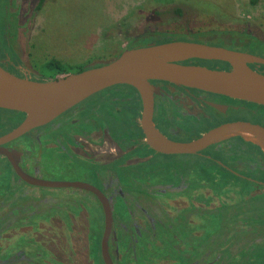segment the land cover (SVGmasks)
I'll return each instance as SVG.
<instances>
[{
  "label": "flooded vegetation",
  "instance_id": "flooded-vegetation-1",
  "mask_svg": "<svg viewBox=\"0 0 264 264\" xmlns=\"http://www.w3.org/2000/svg\"><path fill=\"white\" fill-rule=\"evenodd\" d=\"M37 1L0 0L16 33L29 28ZM117 31L128 36L123 51L151 44L140 38L146 31ZM16 54L18 60L3 61V67L37 80L39 72ZM199 62L184 64L205 65ZM152 82L161 91L154 99V123L173 141H192L235 121L264 126L260 110L241 115L236 99ZM1 110L7 113L0 136L25 118ZM141 112L139 93L117 85L0 146L19 153L14 159L0 153V264H107L104 247L112 264H264V206L256 210L249 203L264 197L257 145L224 140L198 154L160 153L146 142ZM14 162L31 177L85 183L100 195L32 185ZM210 192L217 198H203Z\"/></svg>",
  "mask_w": 264,
  "mask_h": 264
},
{
  "label": "water",
  "instance_id": "water-1",
  "mask_svg": "<svg viewBox=\"0 0 264 264\" xmlns=\"http://www.w3.org/2000/svg\"><path fill=\"white\" fill-rule=\"evenodd\" d=\"M194 60L228 63L231 70L215 69L206 65L184 64ZM257 66V69L251 66ZM264 57L194 41L151 43L128 48L121 55L103 65L89 67L81 72L57 76L51 80H33L17 76L0 64V109L25 115L11 132L0 136V146L26 132L45 125L87 100L91 96L117 85L134 88L142 100L141 127L146 142L155 151L165 154H198L230 137L249 133L260 140L254 143L264 151V126L248 121H235L219 125L197 139L178 142L168 139L154 123L156 94L160 88L152 81H165L224 95L236 100L264 106ZM224 110L222 105H213ZM251 142V141H249ZM0 153L11 159L19 153L0 147ZM17 174L26 182L42 187H77L99 192L81 182L46 181L26 174L15 162ZM100 195V194H99ZM110 223V213L107 212ZM104 256L107 264L106 247Z\"/></svg>",
  "mask_w": 264,
  "mask_h": 264
},
{
  "label": "rangeland",
  "instance_id": "rangeland-1",
  "mask_svg": "<svg viewBox=\"0 0 264 264\" xmlns=\"http://www.w3.org/2000/svg\"><path fill=\"white\" fill-rule=\"evenodd\" d=\"M30 1L24 0L25 3ZM172 4L188 12L179 19L169 13L156 21L151 16V0H47L43 10L29 21V28L13 34V48L26 65L39 66L51 58H59L75 67L88 64L89 59L108 62L120 55L128 36L118 29L129 30L132 35L145 31L189 30L201 37L203 33L217 36L215 31L224 36L240 31L264 41V0H172ZM223 12L236 17L238 22L225 23L213 16L214 13L222 17ZM0 15H3L2 10ZM197 35L191 40L221 46L216 41H203ZM255 107L251 105V111L260 110ZM262 110L259 113L264 118ZM4 113L7 112L0 110V130L1 125L5 128ZM213 194L217 198L216 192L203 194V198Z\"/></svg>",
  "mask_w": 264,
  "mask_h": 264
},
{
  "label": "trees",
  "instance_id": "trees-1",
  "mask_svg": "<svg viewBox=\"0 0 264 264\" xmlns=\"http://www.w3.org/2000/svg\"><path fill=\"white\" fill-rule=\"evenodd\" d=\"M4 1V0H2ZM47 0H38L37 5L35 6V13L38 14L40 11L43 10L44 5L46 4ZM150 10L152 11V19L156 21H161L159 18L164 17L166 14L171 13L174 19H179L184 16L188 11H185V9L182 6L174 5L172 4V0H151ZM0 10H2L3 15H0V28L3 31V38L0 39V64L3 66V61L12 62V59L17 58V54L14 51V40L12 41L13 34L16 33L15 31V23L7 18V12L8 8L4 4V2H0ZM203 11H201L202 13ZM222 17L217 16L213 13V16L218 19L221 22H238L237 18L234 16L228 15V13L223 12ZM212 14V13H211ZM160 23V22H159ZM215 35L217 36H211L209 33H203V36L191 33L189 30L187 32L184 31H165L163 33L153 32V31H146L145 34L142 35L141 40L145 43H165L170 41H193L191 40L195 35L197 37L203 39V41H216L221 44L223 47H227L229 49L244 51L248 53H252L261 57H264V41L259 40L257 38H253L248 36L245 33L239 32H228L227 35L224 36V34H220L215 31ZM223 36L224 38H222ZM135 46V45H133ZM132 47V46H131ZM130 47V48H131ZM18 60V59H16ZM87 63L94 64L96 63L93 59L87 60ZM199 63H203L211 68L215 69H226L231 70V66L228 63L219 62V61H202L199 60ZM85 64H79L78 66L71 67L67 66L59 61L56 60H49L48 62H45L39 66L34 65L33 67L39 72L38 77H34V79L43 81V80H51L55 79L57 76L65 75L69 73H77L81 72L89 67L93 66H99V65H93V66H85ZM255 69H257V66H251ZM259 71L264 72V66H261L258 68ZM240 104V114L245 115L252 113L251 110H249L250 106H256L255 109H263L264 106L249 103L246 101L237 100ZM252 109V108H251ZM1 110V109H0ZM4 111V110H1ZM250 111V112H249ZM250 113V114H251ZM225 141H240L243 142V138L240 136H234L226 139ZM260 154L261 158L264 160V153L260 151L259 146H253ZM255 157H258L255 155ZM259 158V157H258ZM264 197L253 199L251 202L252 207H255L256 210L260 209L264 206ZM253 211V209H252ZM242 248L248 247V245L244 244L241 246Z\"/></svg>",
  "mask_w": 264,
  "mask_h": 264
},
{
  "label": "bare ground",
  "instance_id": "bare-ground-1",
  "mask_svg": "<svg viewBox=\"0 0 264 264\" xmlns=\"http://www.w3.org/2000/svg\"><path fill=\"white\" fill-rule=\"evenodd\" d=\"M243 137L254 143H261L260 140L249 133H243Z\"/></svg>",
  "mask_w": 264,
  "mask_h": 264
}]
</instances>
